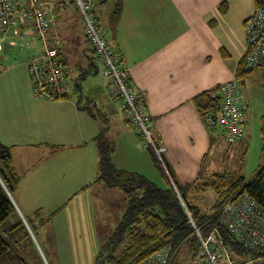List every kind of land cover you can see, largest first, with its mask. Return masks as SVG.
<instances>
[{"label": "crops", "instance_id": "0c3cea01", "mask_svg": "<svg viewBox=\"0 0 264 264\" xmlns=\"http://www.w3.org/2000/svg\"><path fill=\"white\" fill-rule=\"evenodd\" d=\"M96 1V20L125 68L130 89L145 103V111L153 121L155 141L166 146L165 159L172 174L181 184L194 181L200 171L207 170L206 164L214 158V152L227 153L231 146L245 140L243 126L249 101H243L248 107L243 115L240 140L228 142L220 127L207 125L193 98L235 78L247 44L239 58L232 61L229 51L216 42L214 36L220 21L215 14L209 18L211 11L206 10L211 0ZM118 5L120 13L115 19L113 10ZM57 8L49 36L59 40L60 57L67 64L70 82L82 69L91 67L89 57L96 54L86 37L79 11H71L67 5ZM219 12L225 16L228 11ZM252 12L244 17L243 24ZM29 40L30 51L20 52L18 46H11L6 40L4 56L0 53V141L10 147L20 175L11 196L26 222L35 219L38 209L46 218L61 208L48 223L36 226L37 231L54 224L52 230L46 228L43 246L29 226L44 261L50 264L47 252L53 258L52 264H66V259L72 264L70 235L77 228L75 224L82 223L71 216L72 209H93L94 204L87 202L71 207L77 193L57 202L55 192L73 191L81 185L78 192H85L97 185L111 199L104 201L110 207L115 209L120 204L115 227L123 213L121 189L108 188L96 181L97 135L103 128L106 127L105 137L114 147L112 159L117 166L138 171L155 182H161L162 177L152 152L141 142L120 99L109 92L102 65L99 63L98 72H92L83 82L84 93L95 104L92 106L95 116L78 107L75 95L61 99L38 98L32 89L27 63L33 54L43 50V43L35 37ZM244 40L246 43L245 32ZM25 185H28L26 190L22 189ZM93 218L94 233L100 241L98 246L103 247L115 227L110 224L104 227L101 222L108 224L112 217L106 211ZM77 231L82 235V228Z\"/></svg>", "mask_w": 264, "mask_h": 264}, {"label": "trees", "instance_id": "16d2710c", "mask_svg": "<svg viewBox=\"0 0 264 264\" xmlns=\"http://www.w3.org/2000/svg\"><path fill=\"white\" fill-rule=\"evenodd\" d=\"M253 1L254 8L264 6V0ZM119 6L113 10L115 19L120 13ZM219 7L222 13H226L228 11L227 1H222ZM55 10L57 11L58 8ZM86 37L89 41L87 34ZM92 50L96 54L94 47ZM222 51L225 52V49ZM246 53L247 50L236 69V77L243 83L247 75L253 71L243 70ZM224 54L226 55V53ZM89 60L90 66L97 68L95 70L91 67L86 70L82 69L73 80L71 90L66 92L63 98L72 95L77 96L78 107L93 113L95 116L93 110L95 104L84 93L83 82L89 74L94 71L98 72L99 61L97 55L90 56ZM64 65L67 64L64 63ZM72 89L73 94H71ZM214 91L216 90L202 91L193 98L196 107L205 120L210 113L216 114L219 109L220 96H213ZM261 121L262 162L251 178L247 180L238 168L213 172L210 179L202 182L203 172L200 171L194 181L186 184L177 181L165 157L163 158L164 167L150 146L147 148L152 152L155 166L161 173V183L149 179L138 171L117 166L112 159L114 147L105 137L106 127L103 128L97 135L99 169L96 181L104 183L108 188L121 189L124 196L121 219L118 221L114 232L103 244L104 250H111L112 252L106 256L109 262L138 264L166 246L172 247L173 259L183 245L195 256L199 250V237L195 226L203 236L208 235L215 226H218L236 264L244 263V256L246 255L251 256V260H254L255 254L218 222L225 202L239 192L249 194L264 208V113L261 116ZM245 142L246 140L242 139L240 144L243 145ZM237 167H240L239 164ZM19 179L20 175L15 167L11 149L0 141V264H46L27 223L4 188L5 186L12 193ZM190 191L193 193L213 191L217 198L213 205L204 211L189 200L188 193ZM40 210L36 211L35 219H27L36 236L37 224L45 225L61 208L53 211L46 218L42 217ZM117 248L119 249L117 255H113ZM43 251L45 252L44 248ZM45 253L49 263L52 264L53 258L47 252ZM96 264H99L98 260Z\"/></svg>", "mask_w": 264, "mask_h": 264}, {"label": "built area", "instance_id": "2783aa9c", "mask_svg": "<svg viewBox=\"0 0 264 264\" xmlns=\"http://www.w3.org/2000/svg\"><path fill=\"white\" fill-rule=\"evenodd\" d=\"M71 1L85 23V33L96 50L102 74L108 80L109 92L120 99L145 145L153 148L165 167L163 154L166 146L157 145L153 121L145 111V103L130 89L125 68L96 20V0ZM64 3L63 0H0V53L6 40L18 46L20 52L32 49L31 37L43 43V50L33 54L27 63L32 89L38 98L61 99L71 89L68 70L60 57L59 40L49 36L56 21L54 11ZM244 29L247 53L243 70L264 67V6L254 8L244 21ZM243 86L237 77L219 86L213 92V96H220L219 109L205 120L209 127H220L228 142L241 138L243 115L248 107L240 96ZM218 223L255 254L254 260L264 258V208L257 200L245 192L236 193L223 205ZM195 230L199 237L200 257L205 264H236L218 226L206 236L196 226ZM172 258L173 249L166 246L138 264H170Z\"/></svg>", "mask_w": 264, "mask_h": 264}, {"label": "rangeland", "instance_id": "374dc122", "mask_svg": "<svg viewBox=\"0 0 264 264\" xmlns=\"http://www.w3.org/2000/svg\"><path fill=\"white\" fill-rule=\"evenodd\" d=\"M222 1L224 0H211V4L206 11H211L209 13V18H212L215 14L219 19L220 28L216 31L214 38L216 42L220 43L229 51V54H231V57H229L233 61L234 59L239 58L242 52H244L243 50L246 49L243 19L254 10V1L226 0L228 3V12L225 16H221L219 6ZM63 2L67 5V9L71 11L77 10L71 0H63ZM11 46L13 45L11 44ZM1 55L4 56L3 52ZM70 82L72 84L73 79H70ZM71 92V94L74 93L73 89ZM240 96L242 97V102L244 101L246 103L249 101L250 103V108H248V113L244 119L243 126L246 142L243 145L236 144L231 146L232 148L227 153L223 151L221 153L214 152V158L209 159L206 164L207 170L202 175V182L210 179L213 172L236 170L238 168L240 173L248 180L261 165L263 137L260 129L262 124L261 116L264 113V67L257 68L247 75ZM127 115H129V113ZM140 140L143 143L141 138ZM226 147H228L227 144ZM164 157L166 158L165 154L163 155V158ZM238 164L240 167H237ZM93 176L94 175H92V178H94ZM81 186L74 187L76 189H72L73 191L65 192L59 190L55 192V199L57 202H62L63 200L66 201L67 198L77 193L73 196L71 207L73 205L78 206L79 204H86L87 202H92L94 204L93 209H86L84 207L72 209L71 216L82 220L81 224H75L77 228H82V235L78 234L77 228H74L73 233L70 235L71 240H69V245L72 252H74V260L76 261V264H96L97 260L99 261V264H114L109 262L106 258L109 253H112L111 250L106 251L104 250V247L98 246L100 241L98 242L96 232L94 233L93 217H97L98 214L103 215L107 211L110 213L112 219L108 224L103 222H101V224H104V227L110 224V226H113L114 228L116 220L119 218V215L116 214V212L118 211L120 204L115 209L110 207L111 204L104 201H111V199L106 197L104 192H101L100 187L97 185H95V187L92 186L85 192H78ZM22 189H28V185H25L24 187L22 186ZM114 195L117 196L118 194L115 193ZM188 198L190 201L197 204L200 209L205 211L213 205L217 195L213 191H207L204 193H193L190 191L188 193ZM85 220H88V222ZM53 226L54 224L46 225L43 229L37 230V236L42 246L43 242L46 241V228L48 227L52 230ZM100 248L101 253L99 252ZM118 251L119 249L117 248L113 252V255H117ZM98 253H100V255ZM97 255L99 256L96 257ZM244 260L245 262L241 264H264V258L252 261L251 256L246 255L244 256ZM65 262L66 264H71V260L66 259ZM171 264L205 263L200 257L199 250L197 255L193 256V253L183 245L175 254Z\"/></svg>", "mask_w": 264, "mask_h": 264}, {"label": "water", "instance_id": "95a60500", "mask_svg": "<svg viewBox=\"0 0 264 264\" xmlns=\"http://www.w3.org/2000/svg\"><path fill=\"white\" fill-rule=\"evenodd\" d=\"M4 188H5V190H6V192L11 196V193L8 191V189L4 186ZM11 198L13 199V197L11 196ZM14 201V200H13ZM15 202V201H14ZM16 204V203H15ZM17 206V205H16ZM18 208V207H17ZM18 211L20 212V210H19V208H18ZM20 214H21V212H20ZM22 215V214H21ZM22 217H23V219L25 220V218H24V216L22 215ZM25 222H26V220H25ZM27 223V222H26ZM27 225H28V223H27ZM28 228L30 229V227H29V225H28ZM30 231H31V229H30ZM31 233H32V231H31ZM32 236H33V238H34V240L36 241V239H35V236L33 235V233H32ZM37 242V241H36ZM37 245H38V243H37ZM44 256V255H43ZM45 262H46V264H48L47 263V261H46V259H45Z\"/></svg>", "mask_w": 264, "mask_h": 264}, {"label": "clouds", "instance_id": "9594fccd", "mask_svg": "<svg viewBox=\"0 0 264 264\" xmlns=\"http://www.w3.org/2000/svg\"><path fill=\"white\" fill-rule=\"evenodd\" d=\"M43 256V255H42Z\"/></svg>", "mask_w": 264, "mask_h": 264}]
</instances>
